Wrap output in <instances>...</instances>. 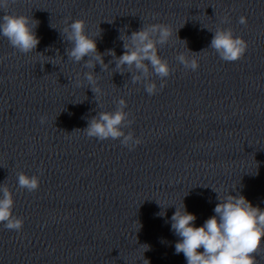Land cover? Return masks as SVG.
I'll use <instances>...</instances> for the list:
<instances>
[{
  "label": "water",
  "instance_id": "obj_1",
  "mask_svg": "<svg viewBox=\"0 0 264 264\" xmlns=\"http://www.w3.org/2000/svg\"><path fill=\"white\" fill-rule=\"evenodd\" d=\"M7 13L40 21V43L23 54L0 33V184L24 220L20 232L0 224V264H187L175 252L176 207L184 203L196 227L215 215L218 195L264 210V0H14ZM66 20L85 21L91 37L101 32L98 51L117 56L122 34L169 26L173 37L158 46L174 70L166 86L150 96L126 70L97 65L98 104L83 80L88 69L65 54ZM228 28L249 45L235 62L210 48L214 32ZM189 50H205L197 71L175 59L191 58ZM121 98L135 120L124 131L143 139L134 151L83 131ZM20 172L37 175L39 190L19 189ZM256 260L264 264V245Z\"/></svg>",
  "mask_w": 264,
  "mask_h": 264
},
{
  "label": "clouds",
  "instance_id": "obj_2",
  "mask_svg": "<svg viewBox=\"0 0 264 264\" xmlns=\"http://www.w3.org/2000/svg\"><path fill=\"white\" fill-rule=\"evenodd\" d=\"M13 2L14 0H0V11L5 13L0 17V33L7 38L12 48L20 53L29 54L35 51L40 43L35 32L40 21L25 15L8 14L7 10ZM222 23L227 24L230 21L225 18ZM239 23L246 25V17L241 16ZM65 24L67 26L60 31L65 42L70 45L65 54L68 61L88 69L83 73V80L95 94L97 102L101 94L98 86L99 75L94 71L97 65L103 71H107L114 63L113 73L118 72L121 75H124L126 70L132 74L131 82L143 83L145 91L150 96L163 90L167 83L166 78L174 71L169 62L159 55L158 49V46L169 43L174 35L167 25H143L139 31H133L131 35L122 34L120 39L123 41L124 54L117 56L112 49L104 53L98 51L97 38L101 37V32L95 38L88 35L85 21L75 20L69 24L66 20ZM175 35L179 39L178 32ZM179 40L187 46L186 41ZM248 47V43L243 38L236 37L231 28L215 31L210 44V48L225 62L242 59ZM189 52L192 54L191 58L181 52L175 59L186 70L197 71L199 69L197 56L201 52L190 50ZM105 56H111L113 60L106 64ZM154 76L163 81L159 88L152 79ZM81 86L83 85L77 84V87ZM127 107L125 99H119L115 111H99L88 121V127L83 131L89 138L100 141L120 140L124 147L134 151L143 143V139L137 138L134 132L124 131L135 123V120L129 118L131 113L125 111ZM40 122L45 124L47 117L42 116ZM17 182L19 189H26L30 193L38 191L40 187L37 175L29 176L24 172L17 174ZM218 199L220 202L214 208L215 215L207 219L201 227L194 226L197 217L186 210L184 203L182 210L176 207L171 217V228L180 238L175 244L176 254L183 253L187 264H257L256 255L264 245V210L254 207L239 194H229L223 199L218 195ZM14 205V193L7 184H0V224L7 230L20 232L24 220L14 215ZM142 247L146 251L149 250L147 245ZM143 264H150V261L144 259Z\"/></svg>",
  "mask_w": 264,
  "mask_h": 264
}]
</instances>
